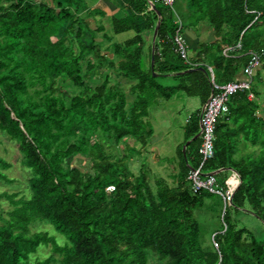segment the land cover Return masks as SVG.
I'll return each instance as SVG.
<instances>
[{
	"label": "trees",
	"instance_id": "obj_1",
	"mask_svg": "<svg viewBox=\"0 0 264 264\" xmlns=\"http://www.w3.org/2000/svg\"><path fill=\"white\" fill-rule=\"evenodd\" d=\"M116 2L124 15L110 17L112 34L134 35L116 44L103 34L108 45L102 52L94 39L103 27L97 22L91 29L90 21L105 13L89 9L84 0H0V133L16 145L30 191L28 199L8 196L12 209L7 219L0 218V264H147L150 257L159 264H264V243L248 229H237L226 211L247 206L264 224L259 69L251 88L255 99L249 101L246 92L229 98L228 113L216 125L214 157L204 164L207 172L230 168L241 178L224 208L221 232L213 235L217 248L203 246L194 217L211 194L193 193L186 180L200 162V138L182 153L199 131L200 113L190 117L184 142L175 150L173 186L158 178L151 187L143 165L135 176L127 166L130 157L113 152L128 139L146 146L152 136L146 119L156 99L168 101L181 92L200 98L203 106L211 94L207 67L215 84L238 81L248 54H264V0H182V27L205 23L215 37L196 51L191 59L196 67L185 65L174 52V7L170 11L154 0ZM148 2L161 14L153 71L151 37L157 17ZM239 39L241 50L223 56L222 50ZM198 67L205 73L169 76ZM159 78L172 84L162 85ZM239 140L260 149L239 156ZM76 157L89 162L88 171L72 166ZM9 168L0 158V181L12 182L4 174ZM229 176L227 170L216 175L222 189ZM35 222L50 224L66 244L32 232ZM48 245V257L30 261L39 246Z\"/></svg>",
	"mask_w": 264,
	"mask_h": 264
},
{
	"label": "rangeland",
	"instance_id": "obj_2",
	"mask_svg": "<svg viewBox=\"0 0 264 264\" xmlns=\"http://www.w3.org/2000/svg\"><path fill=\"white\" fill-rule=\"evenodd\" d=\"M95 1L96 0H84L89 9H92V4ZM110 1L115 4V6L118 5L116 0ZM177 4H179L175 5L178 13L177 15L184 19L185 8L182 4V0H179ZM117 8L119 9L118 6ZM121 13L123 14V12ZM110 17L111 14L107 12L105 17L95 16L94 20L90 21L91 29L97 26V22L103 27V31L97 33L94 39L97 43L101 44L100 50L102 52L108 45L102 37L103 34L111 36L112 42L116 44L122 43L134 35L133 32H126L119 35L112 34ZM258 73V85H256L257 78L255 76L252 81L253 85H256V91L260 94L257 97V103L264 108V66L259 68ZM111 79L116 80L113 75ZM157 81L162 85L172 84V80L169 78H159ZM128 85L129 83L124 85L126 92L128 90ZM65 90L68 91L69 94L74 93L71 86H66ZM130 99L131 98H129V100ZM201 108L200 98L187 97L181 92H178L168 101L156 99V102L149 108L148 118L146 119L152 128V136L147 140L146 146L142 147L138 143H133V141L128 139L125 140L124 143H121L120 146L116 147L113 152L118 156L125 154L130 157L126 161L127 166L130 172L135 176L139 173L143 165L141 170L147 174L148 183L151 187L154 186V181L158 178L163 179L169 186H173L172 176L177 173V157L175 150L177 146L184 142V129L186 124L190 121V117L193 118L197 113L199 114ZM240 142L241 140L238 141V144H240ZM127 146L134 148L136 152L127 149ZM238 150L239 148L237 151ZM0 158L10 164V168L5 170L4 174L9 180H12V182L0 181V218L7 219V212L12 209L10 198L8 197L9 195H16L14 197L15 200L21 197L24 199L29 198V173L27 169L21 166V155L18 153L16 145L7 140L2 133H0ZM71 164L72 166L79 167L82 172L88 171L89 168V162L85 158L76 157L71 161ZM229 173L231 172L229 171ZM226 211L231 222L235 224L237 229H248L258 241L264 243V224L248 211L247 206L239 210L227 208ZM223 214L224 206L222 200L219 196L215 195L206 198L203 205L194 211V217L201 228V238L202 241H204L203 246L213 247V235L221 230ZM0 224H2L1 221ZM30 230L32 232L47 233L48 236L52 237L60 246L66 244V237L56 232V230L46 222L32 223L30 225ZM50 254L51 245L39 246L36 252L30 256V261L43 260ZM147 264L159 263L154 257H150Z\"/></svg>",
	"mask_w": 264,
	"mask_h": 264
},
{
	"label": "built area",
	"instance_id": "obj_3",
	"mask_svg": "<svg viewBox=\"0 0 264 264\" xmlns=\"http://www.w3.org/2000/svg\"><path fill=\"white\" fill-rule=\"evenodd\" d=\"M175 0H154V3L173 10ZM175 16V25L177 26L174 37V52L181 58L185 65L196 67L197 65L190 60L187 44L181 34L182 25L180 19L172 11ZM241 50L240 39L231 47L224 48L222 55L225 57H233ZM262 59H264L263 53L250 52L245 66L242 68L241 75L243 79L238 81H231L225 84H215L213 82V73L210 67H207L209 72V80L211 85V94L203 109L199 114V131H200V147L198 153L200 155V162L196 168L189 169L186 180L189 184V188L193 193L207 192L211 195L219 196L222 200L224 208L231 204L232 193L237 186V178L232 174L225 182L226 189L220 188L215 176H208L210 173L204 170V164L214 157V136L216 125L218 120L223 118L228 113V100L236 93H247V99L252 101L255 99L254 94L251 91L253 86V77L255 72L261 67ZM231 179L235 180V184L231 182ZM215 248L217 245L213 242Z\"/></svg>",
	"mask_w": 264,
	"mask_h": 264
},
{
	"label": "crops",
	"instance_id": "obj_4",
	"mask_svg": "<svg viewBox=\"0 0 264 264\" xmlns=\"http://www.w3.org/2000/svg\"><path fill=\"white\" fill-rule=\"evenodd\" d=\"M177 3L178 2L175 0L174 5H173L175 9L174 11H176L175 5H179ZM117 6L118 5L115 6V4H113L110 0H96L92 4V9H99L103 11L105 13V16H106V13L109 12L111 14V17L122 18L123 14L117 8ZM177 16L179 17V15ZM181 34L187 44V49H188L190 60L194 58L195 53L198 49H200L202 46L206 44H212L215 41V37H214V33L212 29L209 26H207L205 23H198V24L195 23V24H191L189 27L186 26V23H183ZM151 41H152V37H151ZM236 79L238 80L243 79V76L241 75V73L240 75H238ZM256 113H257V117H261L262 119H264V108H262V106H260L259 104H258ZM238 148L239 150H238L237 155L239 156H245L246 154L250 152L257 153L260 149L259 145L256 147H252L251 144L245 141H241L240 144H238L237 149ZM231 175L232 173H230V176ZM232 183L235 184L234 179H232Z\"/></svg>",
	"mask_w": 264,
	"mask_h": 264
},
{
	"label": "water",
	"instance_id": "obj_5",
	"mask_svg": "<svg viewBox=\"0 0 264 264\" xmlns=\"http://www.w3.org/2000/svg\"><path fill=\"white\" fill-rule=\"evenodd\" d=\"M148 4H149L150 8L153 10V12L155 13V15H156V17H157V21H156V24H155V27H154V30H153V35H152V46H151V54H150V69H151V71H153V61H154V42H155L156 35H157L158 29H159V26H160V23H161V14H160V12L155 8V6H154L152 3L148 2ZM193 71H199V72L205 73V70H204L202 67H198V68H193V69H187V70H185V71H183V72H180V73H177V74H171V76H179V75H183V74H189V73H191V72H193ZM152 76L156 77L157 74H155L154 72H152ZM203 107H204V106H202L201 111H202ZM198 126H199V123H198ZM199 137H200V131H198V133H197L194 137H192L190 140H188V142H186V143L183 145V147H182V153H183V156H184V150H185V148L189 145V143H190L191 141H193V140L199 139ZM226 170H227V171H230L232 174H234V175L236 176V178H237V181H238L237 186H236V188L234 189V191H233V193H232V196H233V194H234V192L236 191L237 187H238V186L240 185V183H241V178H240V176H239L234 170H232V169H230V168L219 169V170H216V171L210 172V173H208V174H206V175H208V176H209V175H210V176H216V175H218L219 173L224 172V171H226Z\"/></svg>",
	"mask_w": 264,
	"mask_h": 264
},
{
	"label": "bare ground",
	"instance_id": "obj_6",
	"mask_svg": "<svg viewBox=\"0 0 264 264\" xmlns=\"http://www.w3.org/2000/svg\"><path fill=\"white\" fill-rule=\"evenodd\" d=\"M231 182H232V179H231Z\"/></svg>",
	"mask_w": 264,
	"mask_h": 264
}]
</instances>
